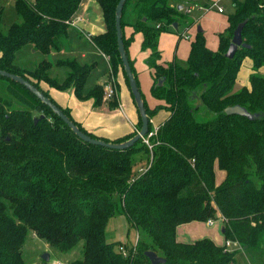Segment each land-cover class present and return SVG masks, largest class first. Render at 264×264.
Instances as JSON below:
<instances>
[{"label":"trees","instance_id":"1","mask_svg":"<svg viewBox=\"0 0 264 264\" xmlns=\"http://www.w3.org/2000/svg\"><path fill=\"white\" fill-rule=\"evenodd\" d=\"M80 1L13 0L18 20L5 29L0 6V69L29 80L86 134L121 142L141 124L137 109L133 130L109 140L84 128L43 87H72L78 99L92 98L97 106L102 85L83 93L92 63H79L74 57L59 60L68 68L61 81L49 74L51 62L46 58L33 68L14 63L16 51L27 44L45 55L59 51ZM96 1L105 30L93 35L92 41L108 57L115 79L118 72L122 74L134 103L117 51L118 0ZM177 4L181 2L125 0L120 18L127 55L132 36H124L125 26L140 31V48L149 50L145 63L152 77L150 92L162 104L150 108L140 90L148 119L159 108L167 111L150 138L151 150L141 138L124 149L84 141L25 86L0 75V264H49L50 250L48 260L25 258L24 245L31 233L55 255L70 253L81 241L79 255L63 260L64 264H153L147 250L163 258L156 264H229L235 252L225 244L208 237L185 242L175 236L179 224L219 216L225 240L252 250L264 243V0H232L233 11L217 35L215 49L207 46L198 30L185 65L175 59L163 65L159 33L173 31L181 37L180 25L191 23ZM243 19L241 36L247 46H238L229 58L225 52ZM128 60L139 86L129 55ZM244 62L250 68L247 84L234 88ZM197 87H201L196 94L199 103L211 113L202 120L196 118L200 104L192 102ZM109 102L118 105L115 96ZM235 104L250 115L224 111ZM148 127L151 130L150 121ZM137 155L144 156L145 166L135 169ZM215 164L224 171L219 183ZM118 211L149 240L107 241L106 225ZM120 245L128 250L126 256Z\"/></svg>","mask_w":264,"mask_h":264},{"label":"rangeland","instance_id":"2","mask_svg":"<svg viewBox=\"0 0 264 264\" xmlns=\"http://www.w3.org/2000/svg\"><path fill=\"white\" fill-rule=\"evenodd\" d=\"M181 2L183 5L182 12L186 15L187 19L191 21V23L186 26V23H182L179 27V30H182L183 34L181 37L178 36L177 32L173 31H161L158 35L157 40V48L160 52L159 62L163 65L171 62L173 59L180 64L185 65L186 57L189 50L190 41L194 38L195 33L197 31V27L200 26L203 36L205 38V42L208 47L211 49H215L217 46V35L219 32H222L226 26V18L229 13L233 11L232 0H195L193 2L187 0H176ZM213 1H217L215 7H208ZM172 3L175 0H171ZM186 4L189 5V10L186 11ZM221 5L224 8V12L220 13L216 10V6ZM0 6L3 8L2 15V28L5 29L10 23L17 21V15L15 14L13 0H0ZM126 28V26H125ZM126 30V29H125ZM178 30V31H179ZM130 35L132 39L130 40V46H135L136 44H141L142 33L140 31L133 32L131 29ZM187 35V37H185ZM84 37L80 36L79 33H75L73 29H69V35L66 39L63 38L61 41V50L60 51H52L49 54H42L39 51H34L31 45L27 44L20 48L15 53L14 63L20 67L33 68L42 58L49 59L52 63L50 66V73L52 75H57L61 78L64 77V66L61 63H58L61 59L72 58L74 57L79 63L81 61H88L86 58L82 56V53H87V49L89 48L85 45ZM88 43V41H87ZM128 44V46H129ZM92 57H95V54H92ZM96 59L94 66L91 68L89 74L87 75L85 82L83 84V93H87L92 87L95 85H99L100 79L103 77L106 70V63L101 58H93ZM85 63V62H83ZM244 64V65H243ZM237 74L236 84L234 88L240 87L241 85L247 84V64L244 62ZM262 72V69L260 70ZM142 76L146 75V77L150 76L145 70H142ZM148 74V75H147ZM143 84H139L141 87L140 90L146 100L147 105L150 108H153L156 104H162V101L155 98L151 92L150 88H143ZM201 87H197L192 92V98L194 99L193 104H200V110L196 114L197 119H206L211 117V113L206 111L199 103L197 99V92ZM24 97V96H23ZM26 98V97H25ZM23 100H25L23 98ZM29 100V99H27ZM30 101V100H29ZM31 102V101H30ZM16 103V101H15ZM23 104L25 102L22 101ZM17 104V103H16ZM164 108H159L153 115L151 120V127L155 126L154 117L159 115L161 110ZM34 115L37 116L36 111H32ZM160 116V115H159ZM157 116V117H159ZM141 164V165H140ZM140 166H145L144 156L137 155L135 157L134 168L138 169ZM215 172V183H219L224 177V171L219 169L217 165H214ZM215 222L213 226L208 229L209 233L212 232L215 238L211 239L215 243L224 244L225 237L220 230L221 222L218 219H214ZM206 221L196 220L197 228L202 231H206L205 228L208 226L205 225ZM223 226V224H221ZM149 240L148 236L141 230L131 226L123 213L118 211L113 217H111L106 225V240L107 241H127L129 244L131 241L136 239ZM229 242V245H226L228 249L233 250L234 256L232 261L229 264H264V243L258 248L252 250L248 246H242L237 243H233L232 239ZM82 242L75 247L73 251L64 255H55L54 251L48 248V246L42 241L39 240L34 234L31 233L27 243L24 245V256L26 259H37V257H41L43 252H49L50 250V262L49 264H55V260H66L67 258H72L74 256L79 255V251L81 250ZM52 251V252H51Z\"/></svg>","mask_w":264,"mask_h":264},{"label":"crops","instance_id":"3","mask_svg":"<svg viewBox=\"0 0 264 264\" xmlns=\"http://www.w3.org/2000/svg\"><path fill=\"white\" fill-rule=\"evenodd\" d=\"M70 20L72 23L69 24L66 39L68 38L69 29L71 28L75 33H79L80 36L84 37L85 40H82V38H80V40L84 41L87 48L90 49V51L87 49V53H82V56L86 58V60H88L83 62L88 64L92 63L94 66L96 59L93 58H102L105 61L107 67L103 77L99 81V85H103L108 77L109 61L108 57L104 55L92 41L93 35L99 34L105 30L102 10L98 2L96 0H81L78 9L73 14ZM131 29L132 28L130 26H126V28L124 27L125 37L129 35L127 33H130ZM148 53L149 50H142L140 48V44H136L135 46H130L129 44L128 46V55L133 62L139 84H143L144 82V86L142 85L143 88H150L152 83L151 72L145 63V59ZM92 54H95V57H92ZM83 62L81 61V63ZM62 66L65 67L63 69V78L57 75H52L49 70V74L52 77H56L59 81L65 78L66 72L68 70L65 65ZM142 70H145L147 73H149L150 76H142ZM247 70L248 75V73L250 72V68H247ZM116 82L118 84L116 98L118 103L117 106H112L109 102L110 100L103 97L99 105L93 106L92 98L78 99L75 96L72 87L65 90H58L53 87H47L46 85H43V87L48 89V93L50 94V96L59 105L68 107L72 117L80 122V124L84 128L98 136H102L109 140H112L131 132L137 120L136 107L132 101L130 92L120 72H118L116 75ZM159 115H156V117H154L155 126L152 128H156L164 120V118L167 116V111L165 109H162ZM151 120H153L152 117L149 119V121L151 122ZM215 222L218 221H214L212 224H208L206 221L205 225H207L208 227L205 228V232L197 228L196 220L179 224L177 225L175 231L176 239L185 242H190L202 237H210L211 239H213L215 238V236L212 232L209 233L208 229L210 230V227L213 226ZM221 224L219 223L220 230L222 232Z\"/></svg>","mask_w":264,"mask_h":264},{"label":"water","instance_id":"4","mask_svg":"<svg viewBox=\"0 0 264 264\" xmlns=\"http://www.w3.org/2000/svg\"><path fill=\"white\" fill-rule=\"evenodd\" d=\"M124 2H125V0H118L116 3V6H115L114 25H115L117 51H118V54H119V57L121 60L122 68H123V70L126 74L127 80H128L129 88H130V91L132 93L133 100H134V105H135L136 109L138 110V114L140 115V119H141V124H140L139 128L136 130L135 134L132 135L131 137H129L128 139L121 141V142H111V141H104L102 139L91 137L90 135H88L85 132H83L82 130H80L79 127L76 124H74V122L72 120H70L66 116V114H64L62 112V110L54 102H52L50 100V98H48L46 95H44L43 92L40 91L29 80L25 79L23 76H21L19 74L0 69V75L11 78L14 81L25 86L30 92H32L43 103L48 105L55 114L60 116L62 118V120L73 131V133L75 135H77L79 138H81L84 141L93 143V144H100V145H103L106 147L117 148V149H124L126 147L131 146L134 142H136L138 139H140L149 130V127H148L149 119H148V115H147L145 107H144L143 98H142L139 86L137 84L135 75L131 69V66H130V63L128 60V55L126 53L124 43L122 40V29H121L120 18H121L122 7H123ZM177 8L181 9L182 4H177ZM245 22H246V19H243L242 21L238 22V24L234 28L230 43H229L228 48L225 52V56L230 58L233 56V54H234V52L238 46H240V45L247 46V44H245L242 41V36H241V30H242V27L245 24ZM173 25H174V27H176V23H174ZM198 30H201L200 26L197 27V31ZM161 81H162V79H158L159 84H161ZM224 111L228 114L229 113H237V114H242V115H247V116L250 115L244 107H242L238 104H235L232 106H227L224 108ZM34 121H36V120H34ZM145 254L147 255V257L149 258V260L153 264H156L160 261H163V258L158 256L157 253L152 251V250L145 251ZM41 258H43L44 260H48L49 259V253L43 252L41 254Z\"/></svg>","mask_w":264,"mask_h":264},{"label":"built area","instance_id":"5","mask_svg":"<svg viewBox=\"0 0 264 264\" xmlns=\"http://www.w3.org/2000/svg\"><path fill=\"white\" fill-rule=\"evenodd\" d=\"M216 2L217 1H213L211 4L208 5V7H215L216 5ZM182 8H183V5H182ZM189 10V5L186 4V11ZM216 10L218 12H223L224 11V8L221 6V5H217L216 6ZM68 23H72L71 20L68 21ZM183 34V33H182ZM185 37H187V35H185ZM102 88H103V98L105 99H112L114 96L117 98V88H116V79H115V76L110 68V64H109V69H108V77H107V80L105 81V83L102 85ZM137 130V128L135 129ZM156 130H157V127L156 128H151V130L149 129L147 131L146 134H144L142 137H141V140L148 146V148L151 150L152 146H153V143L150 138L155 136L156 135ZM158 142L157 140L155 141V143ZM218 220L222 223L224 220H223V217L219 216L218 217ZM214 222V219H207V223L208 224H212ZM231 240H225L224 241V244L225 245H229V242ZM232 242L235 244L237 243L236 241L232 240ZM238 244V243H237ZM121 253L126 256L128 254V250L123 246V245H120L119 248H118ZM133 249H134V246H133ZM55 264H64L63 261L61 260H55L54 261Z\"/></svg>","mask_w":264,"mask_h":264}]
</instances>
